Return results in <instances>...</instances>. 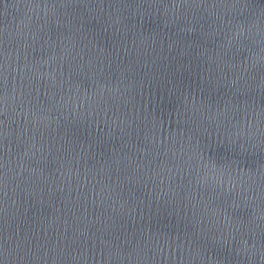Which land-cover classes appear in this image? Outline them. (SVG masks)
I'll return each mask as SVG.
<instances>
[{
    "label": "water",
    "instance_id": "obj_1",
    "mask_svg": "<svg viewBox=\"0 0 264 264\" xmlns=\"http://www.w3.org/2000/svg\"><path fill=\"white\" fill-rule=\"evenodd\" d=\"M0 264H264V0H0Z\"/></svg>",
    "mask_w": 264,
    "mask_h": 264
}]
</instances>
